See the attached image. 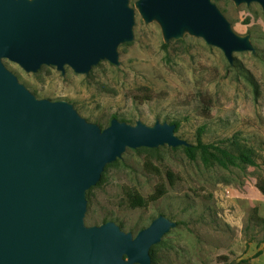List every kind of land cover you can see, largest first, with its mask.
I'll list each match as a JSON object with an SVG mask.
<instances>
[{"label":"rangeland","instance_id":"374dc122","mask_svg":"<svg viewBox=\"0 0 264 264\" xmlns=\"http://www.w3.org/2000/svg\"><path fill=\"white\" fill-rule=\"evenodd\" d=\"M131 6L135 8V2ZM233 30L251 36L257 54L224 53L189 35L166 44L158 23L146 24L136 9L133 42L119 47L120 66L108 61L88 76L66 67L43 66L27 73L5 60L39 99L66 100L102 129L117 118L153 126L179 124L176 135L238 156L255 152L257 166L246 170L196 160L184 147L128 149L87 193L89 227L115 222L134 236L164 215L178 226L154 247L152 264H264V11L257 4L237 7L216 2ZM166 46V47H165ZM138 194L143 207L132 208Z\"/></svg>","mask_w":264,"mask_h":264},{"label":"water","instance_id":"95a60500","mask_svg":"<svg viewBox=\"0 0 264 264\" xmlns=\"http://www.w3.org/2000/svg\"><path fill=\"white\" fill-rule=\"evenodd\" d=\"M221 0H0V264H152L151 250L178 226L164 215L137 236L115 222L87 226V193L128 149L191 144L176 126L111 120L102 129L66 100L39 99L4 61L27 73L66 67L88 76L103 61L120 66L119 47L134 41L136 9L159 24L164 41L185 35L220 49L257 54L237 34ZM239 7L264 0H231Z\"/></svg>","mask_w":264,"mask_h":264},{"label":"trees","instance_id":"16d2710c","mask_svg":"<svg viewBox=\"0 0 264 264\" xmlns=\"http://www.w3.org/2000/svg\"><path fill=\"white\" fill-rule=\"evenodd\" d=\"M172 124L176 126V133H177L179 129V124L177 123H172ZM184 149H185L187 156L191 160H196L198 156V151L200 150L203 161L207 164H210L213 162V160H215L222 167L229 168L231 165H233V166L240 168L241 170H246L248 167L257 166V161L255 157L256 154L252 148H244L240 152V154L236 157V156H232L228 152V150L221 149V148H215L214 146L212 147V146L204 144L201 140V137H199L198 145L196 146L191 145L190 147H184ZM111 165H108L107 168L110 167ZM257 187L259 191L264 195V178L258 181ZM130 204L132 208H136V207H143L145 202L138 194H135L130 197ZM153 249L154 247L151 250V255H152ZM239 264H249V263L247 261H241Z\"/></svg>","mask_w":264,"mask_h":264}]
</instances>
